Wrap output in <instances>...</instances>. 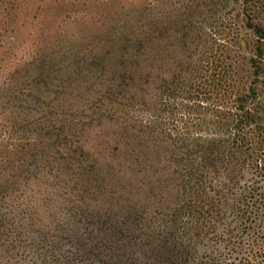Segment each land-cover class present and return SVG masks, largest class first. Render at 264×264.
Instances as JSON below:
<instances>
[{"label":"rangeland","instance_id":"1","mask_svg":"<svg viewBox=\"0 0 264 264\" xmlns=\"http://www.w3.org/2000/svg\"><path fill=\"white\" fill-rule=\"evenodd\" d=\"M232 4L0 0V161L21 165L1 174L16 246L0 241L2 264L157 263L177 228L174 171L216 138L184 71L219 64Z\"/></svg>","mask_w":264,"mask_h":264},{"label":"trees","instance_id":"2","mask_svg":"<svg viewBox=\"0 0 264 264\" xmlns=\"http://www.w3.org/2000/svg\"><path fill=\"white\" fill-rule=\"evenodd\" d=\"M231 3L234 35L219 64L203 66L198 81L195 71H184L183 99L202 98L205 114L213 112L216 138L187 151L190 161L180 160L181 171H174L182 178L174 182L181 193L174 210L177 228L167 234L156 264H264V0ZM140 55L146 64L149 55ZM13 101L16 106L17 99ZM6 133L0 125V151L8 154ZM20 166L0 161V241L5 254L16 246L8 243L13 235L5 220L10 187L1 174ZM199 244H213L216 253L198 255ZM55 261L46 264H69Z\"/></svg>","mask_w":264,"mask_h":264}]
</instances>
